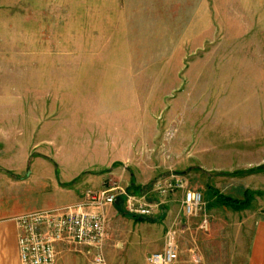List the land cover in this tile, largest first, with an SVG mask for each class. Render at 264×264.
Segmentation results:
<instances>
[{"label":"rangeland","instance_id":"374dc122","mask_svg":"<svg viewBox=\"0 0 264 264\" xmlns=\"http://www.w3.org/2000/svg\"><path fill=\"white\" fill-rule=\"evenodd\" d=\"M0 169V201L46 206L62 196L44 178L77 173L80 196L132 183L148 200L174 171L203 195L193 233L224 231L209 186L260 190L264 213V0H0ZM178 191L163 201L188 223Z\"/></svg>","mask_w":264,"mask_h":264},{"label":"crops","instance_id":"0c3cea01","mask_svg":"<svg viewBox=\"0 0 264 264\" xmlns=\"http://www.w3.org/2000/svg\"><path fill=\"white\" fill-rule=\"evenodd\" d=\"M0 172H6V170L0 169ZM78 176L80 173L68 178L65 175L50 174L44 178L46 183L52 184L51 187L55 189V193L62 196L61 199H54L46 206H37L34 202H26L25 200L0 201V264H20L17 249V227L14 217L81 201L84 195L80 196L76 190L67 187L68 183H71L73 178ZM61 180L63 181L60 182ZM1 185L3 184H0V187H3ZM142 189V187L134 186L132 183L128 186V190H132L130 192L135 195L141 193ZM179 194L181 198L182 192L180 191ZM148 201H160L155 213L148 218L136 219L124 215V201L122 207L118 204L119 201H116L114 205L105 208L109 234L103 254L107 264H146L145 258L148 253L162 250L164 233L170 224L174 223L181 227L180 232L182 233H178V253L172 264H232L230 260L233 255V246L237 245V240L241 236V229L244 227L250 228L244 264H264V213L250 215L252 213H249L251 207L235 211L212 201L209 203V209L216 221L213 223V227L219 222L224 231H210L202 234L193 233L190 229V225L198 221V218L191 217L189 219L191 222L188 221V223L182 219L180 224H177L172 222L171 211H169L166 200L163 201V198L155 195L148 197ZM217 206L227 208L225 216L221 215L223 210H218ZM228 212L230 216H227ZM232 212H244L247 216L244 218L237 217V220L232 223L227 220V217H232ZM233 226L238 227V232L234 231ZM187 229L189 231L184 232ZM220 240L224 242H218ZM54 264L91 263L84 253L62 251L58 254Z\"/></svg>","mask_w":264,"mask_h":264},{"label":"built area","instance_id":"2783aa9c","mask_svg":"<svg viewBox=\"0 0 264 264\" xmlns=\"http://www.w3.org/2000/svg\"><path fill=\"white\" fill-rule=\"evenodd\" d=\"M183 174L170 172L156 180L153 192L160 198L181 190L182 215L195 217L203 205L198 189L185 185ZM125 196V211L139 216H151L159 202H150L143 196L128 194L117 187L87 189L76 204L49 210L29 212L14 217L17 227V249L20 264H54L62 251L91 255L93 264H106L103 249L108 237L105 208L114 205L119 195ZM175 223L163 236L161 251L147 254L146 264H172L178 250V233ZM208 220L201 221L205 228Z\"/></svg>","mask_w":264,"mask_h":264},{"label":"trees","instance_id":"16d2710c","mask_svg":"<svg viewBox=\"0 0 264 264\" xmlns=\"http://www.w3.org/2000/svg\"><path fill=\"white\" fill-rule=\"evenodd\" d=\"M208 191H209V196H211L214 199L215 203L224 205L235 211L248 208L254 197L256 195L262 194L260 190H254L250 188H245L243 190L242 197H235L228 194H224L211 186H209ZM123 214L130 217H134L136 219L150 217V216L146 217V216L134 215L126 211H124Z\"/></svg>","mask_w":264,"mask_h":264}]
</instances>
